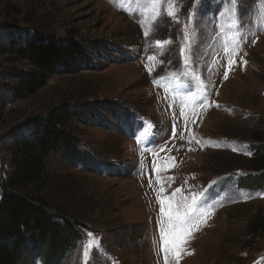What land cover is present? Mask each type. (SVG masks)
<instances>
[{"label":"rangeland","instance_id":"rangeland-1","mask_svg":"<svg viewBox=\"0 0 264 264\" xmlns=\"http://www.w3.org/2000/svg\"><path fill=\"white\" fill-rule=\"evenodd\" d=\"M36 34L82 56L15 100L28 67L4 48ZM60 106L77 111L85 161L48 159L79 222L60 264H264V229L249 230L264 221V188L237 184L252 176V131H264V0H0V182L9 142ZM193 196L199 219L166 260L169 205ZM17 264L44 263L26 248Z\"/></svg>","mask_w":264,"mask_h":264},{"label":"trees","instance_id":"trees-1","mask_svg":"<svg viewBox=\"0 0 264 264\" xmlns=\"http://www.w3.org/2000/svg\"><path fill=\"white\" fill-rule=\"evenodd\" d=\"M4 53L12 62L28 67L13 81L15 100L34 96L59 69L65 70L67 64L82 56L79 44L40 34L24 43L10 42ZM77 116L76 109L53 108L37 117L29 136L9 142L10 169L0 182V264H17L26 248L35 251L44 264L51 260L60 264L79 240V222L68 217L61 206L69 186L48 167L52 154L85 162L76 152L75 137L70 133ZM250 136L258 145L246 162L252 176L237 184L260 190L264 188V131L254 130ZM263 229L262 219L249 227L252 233Z\"/></svg>","mask_w":264,"mask_h":264},{"label":"snow or ice","instance_id":"snow-or-ice-1","mask_svg":"<svg viewBox=\"0 0 264 264\" xmlns=\"http://www.w3.org/2000/svg\"><path fill=\"white\" fill-rule=\"evenodd\" d=\"M231 2L237 3V0H231ZM169 15H172V13L169 12ZM194 16L195 12L190 15V19H194ZM188 95L191 99H193V101H195V93L189 92ZM203 104L204 100H200L196 106H200ZM161 204H163V201H161ZM195 204L196 197L193 196L192 204L178 205L176 207L169 205V210L167 213V232L164 225H161V237L165 242L164 251L166 260L168 258L169 252H171L175 257L178 258L179 252L181 251L178 247V241L186 232L195 227L194 221H197L199 219V217L192 214V209L194 208ZM181 207H183L184 209L183 212L181 211ZM161 211L163 212L164 209L162 208ZM169 237H171V243L169 241Z\"/></svg>","mask_w":264,"mask_h":264}]
</instances>
